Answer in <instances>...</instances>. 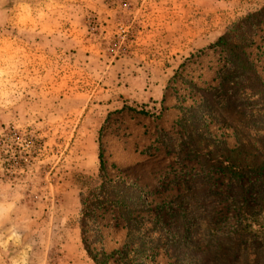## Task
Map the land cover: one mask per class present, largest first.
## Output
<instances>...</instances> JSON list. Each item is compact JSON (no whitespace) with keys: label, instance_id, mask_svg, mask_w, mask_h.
<instances>
[{"label":"rangeland","instance_id":"1","mask_svg":"<svg viewBox=\"0 0 264 264\" xmlns=\"http://www.w3.org/2000/svg\"><path fill=\"white\" fill-rule=\"evenodd\" d=\"M263 7L0 0V191L10 192L0 200L14 201L0 210V264H98L96 253L122 249L137 264H264L259 190L239 187L260 178L264 190V173L237 183L178 158L186 128L212 138L208 150L241 148L247 163L264 158V15L247 19ZM221 36L247 38L257 73L237 77L227 92L220 81L231 61ZM170 91L184 109L166 130ZM189 190L200 193L202 214L183 206L189 223L180 239L175 201ZM244 197L257 220L249 240L238 238L236 201ZM128 219L136 222L131 236ZM116 257L108 264H119Z\"/></svg>","mask_w":264,"mask_h":264},{"label":"trees","instance_id":"2","mask_svg":"<svg viewBox=\"0 0 264 264\" xmlns=\"http://www.w3.org/2000/svg\"><path fill=\"white\" fill-rule=\"evenodd\" d=\"M264 15V7L253 14H250L247 19L256 18L258 16ZM247 38L243 37L242 39H228L227 36H221L218 40V44L222 45V47L227 51L229 59L231 61V66L224 70L220 81V88L225 92L228 91L229 88H235L237 81V77L241 75L254 74L256 75V70L253 66L252 61H250L249 56L245 50L247 46L246 43ZM235 107V100L229 99L227 103L228 109H233ZM140 112L147 113L145 109H141ZM225 120V119H224ZM186 128V127H185ZM187 140L182 142V147L178 151V158L197 160L201 167L204 170H216L223 174H228L232 178H234L237 183H240L243 178H249L253 175L261 176L264 173V158L260 161H256L254 163H247L241 159V148L231 149L227 147H221L220 149H215V151L208 150L207 147L214 144L215 142L209 136H203L202 134H194L186 128ZM201 143H204V147H201ZM241 147V145H240ZM100 163L103 166V155L100 154ZM243 194L245 195L247 190L256 189L259 190V194L257 195L256 205L260 207V212H264V190L262 180L258 178L256 181L249 182L247 187L242 185L239 186ZM193 192V193H192ZM245 192V193H244ZM242 194V195H243ZM101 200H105L102 198ZM106 201H110L111 203L121 204L122 201L118 202L115 199L106 198ZM176 204L182 207V213L184 216V221L180 223V228H182V233H180V239L183 238L184 234L188 228V216L189 211L185 209L183 206L187 203L189 206L192 205L195 208V212L198 214H202V210H200L202 198L200 193H195L194 191H187V193L179 195L176 198ZM123 203V202H122ZM204 204V202H203ZM237 205V213L239 220V231L238 238L239 240H249L252 235L257 236L256 231H251V228L255 224H257V220L254 216L253 207L250 205L249 200L244 197L243 202L236 201ZM124 206V205H123ZM123 207L120 206V209ZM195 212H192V216H196ZM90 213L84 211V216L89 215ZM123 216H128L126 213H122ZM191 218V217H189ZM135 220L128 219V236H131V232L136 230ZM261 226H264L261 225ZM252 234V235H251ZM179 239V240H180ZM238 243V242H237ZM236 245L233 246L234 249L237 248ZM129 244V242H128ZM137 244V243H136ZM127 247V246H126ZM220 247V246H219ZM146 243L141 242L138 247L136 246V251L141 252L145 250ZM227 250L225 248H219L218 256L221 259L225 258ZM99 253H96L93 258L98 262V264H108V260L115 255L118 257L115 258L119 264H137L135 259L130 257L129 252L125 249L115 250L111 253H106L105 251L101 252V256L98 257ZM219 258V259H220Z\"/></svg>","mask_w":264,"mask_h":264},{"label":"crops","instance_id":"3","mask_svg":"<svg viewBox=\"0 0 264 264\" xmlns=\"http://www.w3.org/2000/svg\"><path fill=\"white\" fill-rule=\"evenodd\" d=\"M163 105L165 106V110L163 112L162 117V124L161 127L168 130L171 127V122H173V118L180 117L182 114L183 107L180 106V97L176 96L174 92L170 91L167 93V96L165 100L163 101ZM145 140V139H144ZM151 141L149 140V143ZM0 182H3L0 180ZM9 188L3 189V191H0V195H4L9 197ZM14 206V201H8V200H0V210H6L11 211ZM2 243H0V249H1Z\"/></svg>","mask_w":264,"mask_h":264}]
</instances>
